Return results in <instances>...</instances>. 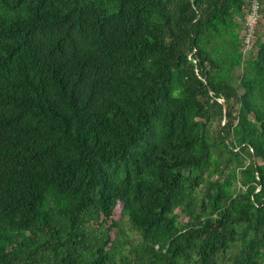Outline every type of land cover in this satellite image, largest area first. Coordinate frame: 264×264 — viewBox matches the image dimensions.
<instances>
[{
	"label": "trees",
	"instance_id": "1",
	"mask_svg": "<svg viewBox=\"0 0 264 264\" xmlns=\"http://www.w3.org/2000/svg\"><path fill=\"white\" fill-rule=\"evenodd\" d=\"M251 2L0 0V264H264Z\"/></svg>",
	"mask_w": 264,
	"mask_h": 264
},
{
	"label": "built area",
	"instance_id": "2",
	"mask_svg": "<svg viewBox=\"0 0 264 264\" xmlns=\"http://www.w3.org/2000/svg\"><path fill=\"white\" fill-rule=\"evenodd\" d=\"M262 5L259 0H252L249 11L246 16L244 35V51L249 50L252 47L255 32L263 18L261 13Z\"/></svg>",
	"mask_w": 264,
	"mask_h": 264
},
{
	"label": "rangeland",
	"instance_id": "3",
	"mask_svg": "<svg viewBox=\"0 0 264 264\" xmlns=\"http://www.w3.org/2000/svg\"><path fill=\"white\" fill-rule=\"evenodd\" d=\"M258 29L260 31V33L262 34V37H264V17L262 18L259 26H258ZM120 207L116 208V212H115V218H118L119 217V213H120Z\"/></svg>",
	"mask_w": 264,
	"mask_h": 264
},
{
	"label": "water",
	"instance_id": "4",
	"mask_svg": "<svg viewBox=\"0 0 264 264\" xmlns=\"http://www.w3.org/2000/svg\"><path fill=\"white\" fill-rule=\"evenodd\" d=\"M221 102L223 103L224 111L226 112V110H227V105H226V103L224 102V100H222V99H221Z\"/></svg>",
	"mask_w": 264,
	"mask_h": 264
}]
</instances>
